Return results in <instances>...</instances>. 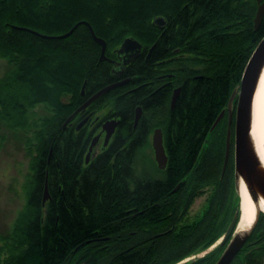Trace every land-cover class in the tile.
Segmentation results:
<instances>
[{
  "label": "trees",
  "instance_id": "16d2710c",
  "mask_svg": "<svg viewBox=\"0 0 264 264\" xmlns=\"http://www.w3.org/2000/svg\"><path fill=\"white\" fill-rule=\"evenodd\" d=\"M66 1L0 0V58L7 60L0 121L14 130L34 126L35 140L27 203L0 236V264H177L212 245L238 209L232 165L221 172L225 117L209 129L264 35V14L254 29L256 0H111L119 2L114 8L95 0L98 9ZM158 16L165 19L162 27L152 22ZM83 20L106 42V55L126 37L143 48L125 69L129 82L89 106L108 107L100 120L117 116L120 123L88 164L85 154L97 129L61 124L114 78ZM78 22L66 37L29 30L59 35ZM64 53L77 62L63 60ZM37 105L49 115L34 123L29 110ZM138 106L142 114L134 125ZM156 127L162 129L165 169L157 167L159 177L138 176L136 155ZM45 181L50 197L42 204ZM251 239L262 245L243 248L236 264H262V212ZM223 248L181 264H212Z\"/></svg>",
  "mask_w": 264,
  "mask_h": 264
},
{
  "label": "water",
  "instance_id": "95a60500",
  "mask_svg": "<svg viewBox=\"0 0 264 264\" xmlns=\"http://www.w3.org/2000/svg\"><path fill=\"white\" fill-rule=\"evenodd\" d=\"M257 9H255L256 13L254 16V29H257L261 23L263 14H264V0H256ZM83 22L89 29L92 38L101 46L100 51V59H108L105 56V41L104 39L98 37L88 21H80ZM158 27H162L165 24V19L163 17H155L152 21ZM79 24H74L67 32L59 34V35H47L39 33L35 30L29 29L42 37H66L68 36L74 28ZM18 28H24L19 27ZM257 45L251 52L244 70L241 74V78L239 83L234 87L230 96H228V103L226 107H223L218 117L215 118L212 126L209 129V132L213 131V129L218 125V123L222 120L221 118L227 114V129L225 135V149H224V157H223V166L222 173L226 168L227 160L229 159L231 143L233 139V179H234V188L237 196H238V209L233 213V217L228 224L225 232L221 235L220 243H224L227 239L228 242L223 248L221 254L218 256L216 262L214 264H229L231 260L235 257L237 252L242 248L245 244L246 240L249 238L253 228L256 225V222L259 219L260 213H264V210L261 208L262 203L264 202V162L259 156L258 150L256 149V145L254 139L252 138V121H253V100L261 73L264 69V35L261 37L259 41H257ZM155 46V43L151 45L149 48V52ZM141 49V43H139L133 37H126L118 48V53H127L130 52L129 57L123 62V67L114 72L115 65L119 64V62L111 60L114 64L112 67V73L114 76L119 77L122 75L125 66L135 58ZM130 80L129 77L112 82L107 84L96 92H94L90 97H88L80 106H78L64 121V125H66L76 114L83 112L90 104L96 101L99 97L105 95L110 90L119 87L128 83ZM85 81L81 87V95L84 94ZM180 86H177L173 89L171 98H170V109H172L175 105L176 99L180 92ZM234 113V117H233ZM142 109L138 106L135 110L134 116V125L137 123L139 118L141 117ZM234 118V132L232 138V130L230 129L232 118ZM89 115L83 118L77 125L76 129L79 130L85 122L88 120ZM120 123V119L112 118L104 121L102 123V131H104V144L106 145L112 134L115 132L116 128ZM100 133L93 136L90 142V146L88 152L86 153V161H88L90 157L91 150L93 146L97 143ZM232 138V139H231ZM151 143L154 151V158L157 163L159 169H164L167 162V156L165 152V148L163 145V135L162 129L157 127L152 132ZM180 186L178 183L173 191H176ZM242 186L245 188V192L248 195L251 206L254 210V219L250 226L242 231H236V223H238L237 217H240V201L242 196ZM50 195L48 192L47 182L45 181L43 195H42V204L49 199ZM195 257H190L187 261L194 259ZM185 262L184 260L180 263Z\"/></svg>",
  "mask_w": 264,
  "mask_h": 264
},
{
  "label": "rangeland",
  "instance_id": "374dc122",
  "mask_svg": "<svg viewBox=\"0 0 264 264\" xmlns=\"http://www.w3.org/2000/svg\"><path fill=\"white\" fill-rule=\"evenodd\" d=\"M79 1H83L84 5L87 7H95L96 9L100 8V4H97L95 0ZM66 2L67 1L65 0V3ZM102 2L108 3L110 8H114L119 4V2L117 4V2L113 3L111 0H102ZM128 2L132 5L134 0H128ZM58 6L59 4L56 3L55 8ZM130 20L132 21L133 18L131 17ZM62 57L63 60L67 62H77L75 59L70 60L67 53H64ZM47 58L48 55L44 54L45 61H47ZM6 67L7 60L0 58V78L4 75ZM94 111L93 116L98 117L97 119L100 120L108 113L109 108L103 107ZM44 115H49V112L43 105H37L29 110V119L31 122L34 121V123H37ZM225 120L226 118L223 119V124H225ZM91 122L89 128L97 121H94L93 118L91 119ZM33 129L34 126H30L27 130H14L8 128L0 121V236L10 232L19 212L27 203V193L31 182L30 161L32 155L35 153ZM100 130V128H97L96 134ZM103 136L98 143L96 149L97 152L101 150ZM151 137L152 133L149 136V143L140 149L136 155L134 169L138 176L144 173L150 177H159L161 175L157 170V165L154 159ZM231 155L229 156L230 159L228 161L233 163ZM204 199L205 195L196 198L190 209V217L198 212ZM218 241L217 243H219ZM212 247L213 245L210 246V249ZM261 263L264 264V259Z\"/></svg>",
  "mask_w": 264,
  "mask_h": 264
},
{
  "label": "flooded vegetation",
  "instance_id": "af4514ba",
  "mask_svg": "<svg viewBox=\"0 0 264 264\" xmlns=\"http://www.w3.org/2000/svg\"><path fill=\"white\" fill-rule=\"evenodd\" d=\"M90 32V31H89ZM90 35H91V33H90ZM92 36V35H91ZM94 40V39H93ZM95 41V40H94ZM96 42V41H95ZM97 43V42H96ZM106 43V42H105ZM98 44V43H97ZM121 44V43H120ZM99 46H100V44H98ZM119 46L120 45H118L117 47H115L113 50H112V52H111V54H112V56L111 55H106V44H105V56L108 58V59H103V60H106V61H108L110 64H111V69H110V72L112 73V67L114 66V64H113V62L111 61V60H114V61H117V62H119V64H117V65H115V68H114V72H116V71H119L122 67H123V62L129 57V54H131L130 52H127V53H122V54H119L118 53V48H119ZM151 47V46H150ZM149 47V48H150ZM149 48H148V50L146 51V57H148V55H149ZM100 51H101V46H100ZM100 51H99V60H101L100 59ZM174 51V53L175 52H177L178 51V48H176V49H174L173 50ZM142 52H143V48H142V45H141V49H140V52H139V54L135 57V58H133L132 59V61H130L126 66H125V69H126V67L130 64V63H132L137 57H139L141 54H142ZM102 60V61H103ZM125 69H124V71H123V73H122V75L121 76H119V77H116V76H114V74L112 73V75H113V78H114V81L113 82H115V81H118V80H121V79H124V78H127V77H125L124 76V72H125ZM92 95V94H91ZM91 95H89L88 97H90ZM88 97H86V99L88 98ZM85 99V100H86ZM84 100V101H85ZM83 101V102H84ZM89 109V106L83 111V112H80V113H78V114H76L66 125H64V121L66 120V118L69 116H67L65 119H64V121H63V123L61 124V128L62 129H64V128H66L67 126H71V125H74V128H75V130L76 131H79L81 128H83V127H85V126H90L91 125V119H93L94 118V121H97L96 123H94L93 125H92V127H90V129H94V128H100L101 130L98 132V133H100L101 132V134H100V137H99V139H98V141H97V143L93 146V148H92V150H91V153H90V157H89V159H88V161H86V154H85V160H84V163L85 164H88L94 157H95V155L96 154H98L99 152H101L102 150H104L108 145H109V143L111 142V140H112V137H113V135H114V133L112 134V136L110 137V139L108 140V142H107V144L105 145L104 144V136H103V134H104V131H102V128H101V126H102V123L104 122V121H106V120H108V119H112V118H118L117 116H111V117H107L106 119H103V120H99V119H97L98 117H94L93 115H94V110H88ZM87 115H89V118H88V120L85 122V124L79 129V130H77L76 129V125L83 119V118H85ZM233 117H234V113H233ZM233 117H231L232 118V121H231V125H230V129L232 130V138H233V132H234V118ZM226 124H227V122H226ZM97 133V134H98ZM96 134V131L93 133V135H92V137L90 138V141H89V145H88V148H87V152H88V149H89V146H90V142H91V139L93 138V136H95V135H97ZM103 136V140H102V144H101V150L100 151H96V149H97V146H98V143H99V141H100V139H101V137ZM231 138V139H232ZM231 148L233 149V139H232V143H231ZM231 149V151H230V155L233 157V150ZM86 152V153H87ZM230 159V158H229ZM228 159V160H229ZM233 159V158H232ZM227 160V161H228ZM157 165V164H156ZM227 165H232V169H233V163H231L230 161H228L227 162ZM227 165H226V167H227ZM192 207V206H191ZM191 209V208H190ZM189 214H190V212H189ZM196 214V213H195ZM194 214V215H195ZM193 215V216H194ZM230 223V222H229ZM228 225V224H227ZM253 231V230H252ZM252 233V232H251ZM220 238H221V235H220V237L212 244L213 245V247L210 249V246H212V245H210V246H208V248H206V249H204V250H201V251H199V252H197V253H194V254H192L193 256H195V258H197V257H203L204 255H206V254H208V253H210L216 246H218V245H220V244H222V247H224V245H226V243H227V241H228V239L224 242V243H220ZM219 240V241H218ZM217 241L219 242V243H217ZM255 239H251V234H250V236H249V238L246 240V242H245V244L242 246V248L237 252V254L235 255V257L231 260V262L229 263V264H236V262H237V259H238V255H240L241 253H243V248H245V247H248L249 245L251 246V247H259V246H261L262 244H256L255 245ZM217 243V244H216ZM222 252V251H221ZM221 252H217V254H216V256H214V260H213V263L212 264H214L215 262H216V260H217V258H218V256L221 254Z\"/></svg>",
  "mask_w": 264,
  "mask_h": 264
},
{
  "label": "bare ground",
  "instance_id": "6f19581e",
  "mask_svg": "<svg viewBox=\"0 0 264 264\" xmlns=\"http://www.w3.org/2000/svg\"><path fill=\"white\" fill-rule=\"evenodd\" d=\"M253 96V121L251 133L259 156L264 162V69L261 73L255 95ZM239 203L240 217L238 223H236V231H242L248 228L254 219V210L250 204L244 186H242V196ZM261 208L264 210V202L262 203Z\"/></svg>",
  "mask_w": 264,
  "mask_h": 264
}]
</instances>
